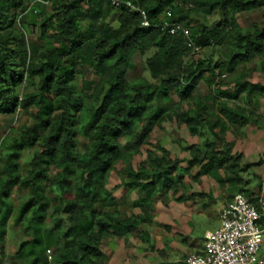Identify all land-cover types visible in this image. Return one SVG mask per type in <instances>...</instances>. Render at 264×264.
<instances>
[{
	"label": "trees",
	"instance_id": "trees-1",
	"mask_svg": "<svg viewBox=\"0 0 264 264\" xmlns=\"http://www.w3.org/2000/svg\"><path fill=\"white\" fill-rule=\"evenodd\" d=\"M167 9L189 30L192 48L209 50L207 59H196L181 33L159 26ZM256 10L264 11V0H123L117 7L111 0H0V263L10 225L20 239L9 264H100L107 238L125 243L137 233L151 243L145 227L157 201H214L215 194L226 206L242 194L256 203L243 174L256 178L251 168L262 160L242 166L225 133L228 124L250 122L246 106L264 100V85L242 76L227 94L218 81L253 61L264 73V15L246 29L236 20ZM114 14L115 27L107 22ZM137 58L148 79L133 73ZM200 83L212 88L213 101L246 106L222 102L221 116L208 113L195 96ZM173 120L201 140L183 148L186 166L164 147L135 166L152 132ZM118 165L119 187L137 193L131 207L144 213L123 214L108 188ZM186 177L213 188L196 195Z\"/></svg>",
	"mask_w": 264,
	"mask_h": 264
},
{
	"label": "rangeland",
	"instance_id": "rangeland-1",
	"mask_svg": "<svg viewBox=\"0 0 264 264\" xmlns=\"http://www.w3.org/2000/svg\"><path fill=\"white\" fill-rule=\"evenodd\" d=\"M263 15V10H256L251 13H238L236 20L239 26L246 29L251 22L261 24ZM216 19L217 17L214 16L209 20L208 25ZM107 22L114 27L117 26L116 14L109 16ZM211 51L213 60L215 61L219 56L217 48ZM208 52L209 50H203L195 57L196 59H207L206 55ZM143 63L144 59L137 58L133 73L148 79V73L144 71ZM242 76L244 81L264 85V73L260 69L259 62L253 61L240 65L235 73H226L221 77L218 80L221 91L232 94L234 92V80ZM87 78H89V75ZM211 94L212 88L206 87L203 83H200L196 88L195 96L200 99L201 103L209 106L208 113H217L221 116L219 108L222 102H225L230 108L233 105L240 104L235 103L234 100L224 98H217L216 101H213L210 98ZM254 101L247 106L244 103L240 104L241 106L245 105L252 111L250 122L243 127L228 124L229 130L225 133V138L228 142L234 144L233 153L242 154V166L255 164L254 162L258 163L259 160H262L261 165L258 164L251 168L256 178H252L249 173H244L243 178L248 182L247 188L251 189L258 198L264 199V156L262 154V159L259 156L256 160L254 159L256 158L255 156L251 157L255 149L258 154L259 151L257 150L261 151L257 144L255 145L257 137L253 134L259 124L264 125V100L260 97ZM191 106L195 108L193 102ZM182 109L184 110L186 107ZM211 119L213 120L214 118ZM203 120L207 121L209 119L203 117ZM234 129L236 130L234 131ZM80 140L85 143V140ZM200 142L201 140L196 136H191L187 129L178 128L175 120L165 121L159 128L152 132L148 143L142 147L140 153L133 156V164L137 166L142 161L148 162L150 156L159 155L158 149L164 147L168 149L172 158H177L181 162L180 167H185L186 162L189 160V155L187 152L182 151L183 148L192 144H199ZM248 157H251V159ZM252 158L254 159L253 163L250 162L253 160ZM123 169L124 165H118L116 170L111 173L108 188L112 189L113 194L118 199L123 214H135L139 211L144 213L145 210L143 209H134L131 207L132 201L137 199V193L128 192L125 188L119 187L121 180L125 179ZM185 182L189 184L191 191L196 195L202 192L207 193L209 188L212 187V185L204 181H201V183H193L187 177L185 178ZM117 185L118 187H115ZM213 196L217 198V195L213 194ZM205 200L199 204L197 198L192 199V202L190 201L188 203H178L171 197L165 202L157 201L154 216L149 221L150 225L145 227L150 234L151 243L147 245L143 244L137 233L131 235L125 243L118 238H107L102 245L105 257L100 261V264H185L186 258L194 251L190 246L198 244L204 234L207 231L213 230L217 225L218 214L222 206L220 202H212L211 204L208 200L207 202ZM205 210L207 211L205 212ZM19 239L17 228L10 225L4 243V249L7 255L17 247ZM260 254L264 255V243Z\"/></svg>",
	"mask_w": 264,
	"mask_h": 264
},
{
	"label": "built area",
	"instance_id": "built-area-1",
	"mask_svg": "<svg viewBox=\"0 0 264 264\" xmlns=\"http://www.w3.org/2000/svg\"><path fill=\"white\" fill-rule=\"evenodd\" d=\"M111 1L116 7L123 3V0ZM133 10L139 13L142 26L150 27L144 11L136 8ZM159 26L168 28L170 34L181 33L187 45L192 48L189 30L183 23L171 20L170 10L164 11ZM198 52V49L192 48L193 54ZM219 222L216 229L204 234L201 252L190 254L185 264H264V255L260 254L264 241L263 198L252 203L242 194L233 195L223 207ZM0 264L9 263L2 261Z\"/></svg>",
	"mask_w": 264,
	"mask_h": 264
},
{
	"label": "crops",
	"instance_id": "crops-1",
	"mask_svg": "<svg viewBox=\"0 0 264 264\" xmlns=\"http://www.w3.org/2000/svg\"><path fill=\"white\" fill-rule=\"evenodd\" d=\"M253 135L257 137V141H255V145L257 144V146L259 147V149H261V151L260 150H257V151H259V154H258L256 152V149H255V151H254V153L252 154L251 157H254L255 156L256 158H254V159L256 160L257 157L260 156V159H262V154H264V125H260L259 124V126L255 128V131H254V134ZM251 157H248V158L251 159ZM254 159L252 161H250V162L253 163ZM254 163H256V162H254ZM110 179H111V177H110ZM205 201L207 202V200H205ZM200 202L202 203L204 201L203 200H198V204ZM208 202L211 203V204H212V202L213 203H219L220 202V205L222 206V208H221V210L219 211V214H218L217 225L214 228V229H216L219 226V224H220V222H219V216H220V213H221V211H222V209L224 207V202L225 201L221 200V198H219V196H217V198L214 197V201H208ZM184 203H188V202H184ZM206 211L207 210H205V212ZM205 212H202V213H205ZM114 239H116V238H114ZM190 247H191V249L194 250L193 253H199V252H201V250L203 248V237L200 239V242L198 244L191 245ZM15 250H16V248H14V250L12 252H10L8 255H7V252H6L5 255H4V261L8 260L9 257L15 252Z\"/></svg>",
	"mask_w": 264,
	"mask_h": 264
}]
</instances>
